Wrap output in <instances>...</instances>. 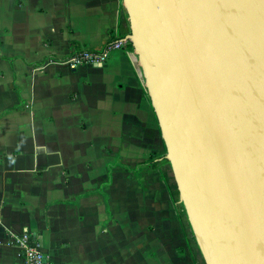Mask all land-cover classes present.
<instances>
[{
  "label": "crops",
  "instance_id": "crops-1",
  "mask_svg": "<svg viewBox=\"0 0 264 264\" xmlns=\"http://www.w3.org/2000/svg\"><path fill=\"white\" fill-rule=\"evenodd\" d=\"M129 33L123 0H0V264L24 230L55 264H194Z\"/></svg>",
  "mask_w": 264,
  "mask_h": 264
},
{
  "label": "water",
  "instance_id": "water-1",
  "mask_svg": "<svg viewBox=\"0 0 264 264\" xmlns=\"http://www.w3.org/2000/svg\"><path fill=\"white\" fill-rule=\"evenodd\" d=\"M206 264H264V0H123Z\"/></svg>",
  "mask_w": 264,
  "mask_h": 264
},
{
  "label": "built area",
  "instance_id": "built-area-1",
  "mask_svg": "<svg viewBox=\"0 0 264 264\" xmlns=\"http://www.w3.org/2000/svg\"><path fill=\"white\" fill-rule=\"evenodd\" d=\"M124 41L122 39L110 42L101 48H79L77 51L61 59L69 68H77L83 63L102 64L106 61L108 53L112 48L120 47ZM16 245L24 260V264H55L41 249L39 240L34 237L29 230L22 231L15 239Z\"/></svg>",
  "mask_w": 264,
  "mask_h": 264
},
{
  "label": "trees",
  "instance_id": "trees-1",
  "mask_svg": "<svg viewBox=\"0 0 264 264\" xmlns=\"http://www.w3.org/2000/svg\"><path fill=\"white\" fill-rule=\"evenodd\" d=\"M122 36L123 35H117L114 37V39H116V37H122ZM110 42H111V40L106 42V44H104V46H106ZM128 44H130V46H132V42L130 40L128 41ZM164 163H165V165H162ZM148 165L151 168L159 166V168H160V170H161V172L165 178V181H166L168 189L171 193L172 199L176 204V209H177L178 215L180 217V220H181V223L183 226V231H184L185 238H186V241L188 244V248H189L190 254H191L195 264H206L205 260L202 256L201 250H200V248L197 244V241L195 239V236L193 234V231L191 229L186 211H185L184 206H183V202L179 199V189L177 187L176 181L169 176L168 169L171 168V165H170L168 158L166 156H162L161 158H159L157 160H153L152 158H150L148 161Z\"/></svg>",
  "mask_w": 264,
  "mask_h": 264
},
{
  "label": "rangeland",
  "instance_id": "rangeland-1",
  "mask_svg": "<svg viewBox=\"0 0 264 264\" xmlns=\"http://www.w3.org/2000/svg\"><path fill=\"white\" fill-rule=\"evenodd\" d=\"M168 173H169V176H170L172 179H174V180H175V178H174V175H173V172H172V169H171V168H170V169H168ZM190 256H191V254H190ZM191 259L193 260L192 256H191ZM193 263L195 264L194 260H193Z\"/></svg>",
  "mask_w": 264,
  "mask_h": 264
}]
</instances>
